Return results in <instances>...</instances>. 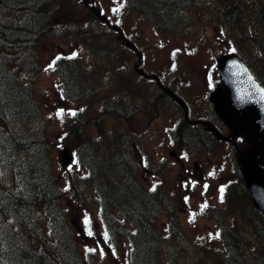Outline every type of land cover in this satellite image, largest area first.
<instances>
[{
  "label": "trees",
  "instance_id": "16d2710c",
  "mask_svg": "<svg viewBox=\"0 0 264 264\" xmlns=\"http://www.w3.org/2000/svg\"><path fill=\"white\" fill-rule=\"evenodd\" d=\"M75 3L79 1L0 0V171L3 175L0 260L4 264H89L79 253L62 206L69 195L74 199L70 186L73 181L63 187L57 177L46 134L47 119L34 91L43 66L39 44L47 39L69 38V50H73L74 56L51 53L49 61L61 98L78 106L67 132L76 161L86 172L83 184L96 194L102 219L111 233H124L129 240L131 264H160V245L171 242L160 238L156 225L163 211L169 209L166 196L144 190L139 168L129 151V136H116L112 131L104 134L99 127L97 138L84 137L86 107L97 98V87L108 93L113 94L115 89L121 93L111 102L102 100L103 112L97 115L98 119L101 116L128 119L116 102L129 107L132 101L129 92L122 93L119 88L124 79L122 74L108 73L116 59L123 65L126 60L115 35L104 27L99 30L87 11L86 18L81 20L73 12ZM125 3L157 32L195 38L202 33L201 29L214 27L227 48L217 56L226 52L237 54L264 87L261 0H125ZM80 53L82 58H78ZM96 62H102L101 73L105 71L100 85L89 70ZM126 72L132 79V73ZM135 93L138 94L137 90ZM186 142L195 146L189 140ZM232 188L239 190L241 185ZM232 205L235 213L245 212L235 201ZM240 206L243 207L242 200ZM124 224L129 227L127 231ZM176 227L172 222L169 224L172 236L169 240L180 245ZM231 247L237 248L233 244ZM244 256L246 263L254 264L246 253Z\"/></svg>",
  "mask_w": 264,
  "mask_h": 264
},
{
  "label": "rangeland",
  "instance_id": "374dc122",
  "mask_svg": "<svg viewBox=\"0 0 264 264\" xmlns=\"http://www.w3.org/2000/svg\"><path fill=\"white\" fill-rule=\"evenodd\" d=\"M261 1L264 5V0ZM91 2L112 23L118 24L123 34L139 48L144 57L143 70L159 76L165 84L176 85L187 102H201L204 99V95L206 96L209 92L210 63H215L217 53L227 50L214 27H212L213 30L209 27L206 30L201 29L202 33L195 38L181 37L170 32L153 30L138 12L126 10L124 0H91ZM73 5L74 14L77 16L79 14L84 21L86 9L80 1L79 4ZM115 9L119 11H114ZM96 25L99 30L103 27L97 22ZM67 39L53 41L47 39L39 44V55L43 60V66L34 86L35 95L47 119L46 134L52 157L55 159L57 177L63 187L67 186L69 181H73L70 186L74 199L69 195L62 206L67 214V223L76 236L79 253L85 262L130 264V244L124 233L113 231L114 234H112L108 228L107 232L111 236L108 234L107 237L105 236L107 232L100 218L96 195L87 185L85 187L84 184L79 183L84 175L82 167L77 161H72L69 167L61 165L60 151L66 148L72 154L70 133L67 131L73 123L72 113L78 106L68 104L61 98L59 85L50 71L49 58L51 53L74 56L73 50L69 52L71 47ZM131 54L127 55L123 50V56L127 59L125 66L118 63L116 59L117 62H113L111 68H108V73L122 74L124 79L119 88L121 92H129L131 95V104L121 111L122 114H128V119L121 121L117 117L103 118L102 116L98 119L97 115L103 112L102 100L109 99L111 102L112 99L119 98L121 93L115 88L112 94L97 87V98L93 104L86 107L88 118L86 124L84 123L85 126L82 127L84 137L94 140L99 136L97 134L99 127L104 134L112 131L116 136H129L131 138L128 144L130 154L132 155L130 145L135 143L144 158L145 168L142 169L147 168L146 171L142 169L140 171L142 185L149 189L155 186V190H161L167 194L170 212L165 214L164 218H160L157 233L161 239L167 238L165 224L161 222L169 221V217L175 214L181 243L180 245L172 244V240H169L171 235L167 239L171 241L167 242L168 245L162 242L159 250L160 264H227L232 260L238 262L236 259L238 256L243 259V255L235 254L237 253L234 252L235 250L228 255L227 249L223 247L219 236L217 237L218 230L216 224L211 222L212 217L214 220H222L225 217L226 222L229 221V224L225 226L226 228L229 226L230 234L242 231L243 235L240 237L242 242L248 243L251 239V244L245 252L255 264L251 245L258 246L257 244L260 243L258 233L252 225L242 221L241 216L226 215L230 208L222 204L220 190L235 178L230 164V153L220 144H212L213 151H209L211 153L202 147L201 151H198L197 158H194L189 151L177 149L171 139V131L175 124L173 123L174 107L153 91V84L150 81L140 80L133 75V65L137 59L134 54ZM82 56L83 53H80L78 58ZM101 66L102 62H96L89 69L99 85L105 76V71L101 73ZM126 70L132 73V79L127 77ZM215 75L216 71L214 82ZM105 87L103 83V88ZM135 89H138V94L135 93ZM116 104L120 105L117 102ZM144 107L148 109L142 111ZM61 110L63 114L58 116L57 113ZM92 114L94 116H89ZM178 134L179 132H175V136ZM238 146L242 148L245 143L238 142ZM171 150L175 151L173 157L168 155ZM194 162L201 167L200 178L197 181H193L190 176V173L198 170L194 169ZM64 189L67 192V189ZM233 198L238 204L237 207L242 210L239 196L235 193ZM204 205L206 207L202 208ZM232 221L233 226H230ZM123 229H128V226L124 224ZM261 233L264 234L262 231ZM245 236L249 237V240ZM257 262L260 261L257 260ZM0 264H4L3 260H0Z\"/></svg>",
  "mask_w": 264,
  "mask_h": 264
},
{
  "label": "water",
  "instance_id": "95a60500",
  "mask_svg": "<svg viewBox=\"0 0 264 264\" xmlns=\"http://www.w3.org/2000/svg\"><path fill=\"white\" fill-rule=\"evenodd\" d=\"M81 1L100 23L118 33L117 39L122 41L125 47L136 52L135 46L125 39L121 30L110 25L106 17L90 5V0ZM137 58L138 63L134 69L143 75L142 70L138 69L141 63L139 53ZM216 66L220 86L210 92L209 99L217 117L228 127L230 133L223 137L210 124H207V129L216 139L229 143H233L237 137H244L248 145L237 149V164L254 208L264 215V88L235 54L228 53L218 57ZM165 94L181 105L185 114L187 113L184 103L175 94L169 90H166ZM133 150L137 162L140 163V154L135 147ZM170 155L174 156V153L170 152ZM60 157L63 165L69 164L71 158L66 149L62 150Z\"/></svg>",
  "mask_w": 264,
  "mask_h": 264
},
{
  "label": "flooded vegetation",
  "instance_id": "af4514ba",
  "mask_svg": "<svg viewBox=\"0 0 264 264\" xmlns=\"http://www.w3.org/2000/svg\"><path fill=\"white\" fill-rule=\"evenodd\" d=\"M143 63L142 62V67H143ZM212 72L213 69L211 66H209V78L212 77ZM157 76V75H156ZM160 80L161 85L166 88V89H170L171 91H173L186 105L187 107V116L185 117L184 115V111L183 109L177 105L176 103H174L172 100H170L168 97H166L169 101L170 104L174 105V109L176 110V114L174 115V128L172 129V135H171V139L173 141V143H175L177 149L181 148L183 146V148H191V154L193 155L194 158H197V154L198 151L202 149V147L205 150H208V153L210 150L213 151L212 149V144H220L223 145L224 148L230 153V164L232 165L233 171H234V176H237L238 178L240 177V185L241 188L240 190L236 191L233 190L231 191L230 189H223V198H225V202L226 204L232 201L230 199V196L232 195V193L238 196L240 195L241 198L240 200L243 201L244 203V211H242V213H236L237 216H241L242 217V221H244L245 223H248L250 225H252L255 229V231L258 233V240H260V243L256 245H251L252 247V254L253 257L255 258L256 262L255 264H264V234L262 235L261 231L264 232V216H262L259 212H257L256 210L253 209L249 195L247 193V191L245 190V188L243 187V182L241 179V176L238 172V168H237V164H236V160H235V156H236V150L233 146V144L230 143H226L223 141H218L214 138V136L207 130V127H205L203 124H192L194 122H204L206 124L211 123L215 129L217 131H219V133L223 136H227L229 134V130L225 127V125L218 119V117L216 116L214 109H213V105L210 102L209 98L207 97V95H204V99L201 102H187L184 97L181 94V91L178 90V88L176 87V85L174 84H165V82L163 83L161 81V78L159 76H157ZM176 82H178V80H175ZM210 84V82H209ZM153 87L159 89L158 85L156 84V81L154 80L153 83ZM165 96V95H164ZM173 125V124H172ZM175 132H179V134L177 136H175ZM192 133V134H190ZM173 134H174V138H173ZM186 137V139H185ZM191 141L193 144H195V146H190L187 144L186 141ZM240 139H238L236 141V145L238 148H240L238 146V141ZM181 142H183V144H181ZM195 142V143H194ZM196 142H198V147L196 145ZM240 142V141H239ZM187 145V146H186ZM243 148V147H242ZM203 151V150H202ZM206 152V151H204ZM194 164H196L194 162ZM142 168H145L144 165L141 166L140 170ZM147 169V168H146ZM146 169H142L143 171H146ZM198 169V170H197ZM197 171H194L193 173H190L191 178L193 179V181H197L200 178V173L199 171H201V167L198 165L197 163ZM190 181H192L191 179H189ZM144 190L149 193V194H162V195H166V193L164 191L161 190H151L149 188H144ZM229 197V199H228ZM169 201V200H167ZM166 201V202H167ZM169 211H170V206H169ZM232 212V211H231ZM231 212H228L226 215L230 214ZM213 220H211V222H213L214 224H222L223 226V230L221 235H219L220 240L222 241L221 243L223 244V247L227 249L228 251V255H230L232 253L233 250H235L234 252H237L235 254L240 255V254H244L245 250H247L251 244V239L248 243H244L242 242V238L241 235H243L242 231H237L236 234L235 233H231L230 234V230L228 229L229 226H225V224H229V221L226 219L225 217L222 218V220H214V218L212 217ZM252 221V222H251ZM174 223V222H173ZM233 223V221L231 222V224ZM231 226V225H230ZM232 232V231H231ZM218 234H220V231L218 232ZM246 237V236H245ZM249 240V237H246ZM241 240V242H240ZM239 241V242H237ZM235 245L237 246V248H232L231 245ZM238 245L240 246V249L238 247ZM241 251H244L243 253ZM247 253V252H245ZM238 260V262H231V264H243L242 258H240V256H238L236 258ZM257 260H259L260 262L258 263Z\"/></svg>",
  "mask_w": 264,
  "mask_h": 264
},
{
  "label": "snow or ice",
  "instance_id": "6c2138e0",
  "mask_svg": "<svg viewBox=\"0 0 264 264\" xmlns=\"http://www.w3.org/2000/svg\"><path fill=\"white\" fill-rule=\"evenodd\" d=\"M114 11H117L118 12L119 9H115ZM62 114H63V110H61L60 112L57 113L58 116H62ZM72 115H75V113H72ZM205 187H207V186H205ZM151 190L154 191L155 190V186H153V188ZM220 191H221V199H223V189H221ZM203 207H206V205L202 206V208ZM89 234H91V233H89ZM105 236L107 237V233H105ZM218 236H219V234L217 233V237Z\"/></svg>",
  "mask_w": 264,
  "mask_h": 264
}]
</instances>
